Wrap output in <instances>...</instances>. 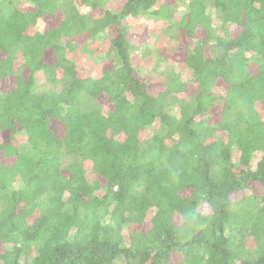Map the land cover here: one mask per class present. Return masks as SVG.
<instances>
[{"label": "trees", "instance_id": "1", "mask_svg": "<svg viewBox=\"0 0 264 264\" xmlns=\"http://www.w3.org/2000/svg\"><path fill=\"white\" fill-rule=\"evenodd\" d=\"M109 1L0 0V264H264V0ZM141 16L189 76L158 55L156 94Z\"/></svg>", "mask_w": 264, "mask_h": 264}, {"label": "rangeland", "instance_id": "2", "mask_svg": "<svg viewBox=\"0 0 264 264\" xmlns=\"http://www.w3.org/2000/svg\"><path fill=\"white\" fill-rule=\"evenodd\" d=\"M81 7L83 13L89 11V7L82 3V0H77ZM169 4L174 6L175 15L173 20H179L184 15L186 7L180 0H164L159 3L156 8H159L161 4ZM121 6V0H112L107 3V7L113 9L114 11L118 10ZM173 7V8H174ZM155 9V8H154ZM56 23V20L54 21ZM53 23H40L39 28L44 29L47 26H51ZM130 41L135 45V50L132 51V60L134 65L138 69L139 73L142 75L144 79L150 82L151 92L156 94L159 92L160 88H163V85L159 83L162 80L160 71L162 70V66L158 61V55L161 57H165L168 60L167 66L175 69L176 72L183 73L185 72L184 65L179 62V57L181 54L178 52H170L169 50L175 47V43L172 42L167 35H165L162 31L167 28L168 24L165 21H162L160 18H152L149 16H141L138 18H128L126 21ZM238 33V31H236ZM202 35V34H201ZM86 42V37L82 36L81 38L76 39V44L80 47L83 46ZM93 50L92 57L88 56V52L78 53H70V57L75 59L77 63H79L82 68V71L85 72V69L88 71L90 75L97 78L101 75L103 63L99 62V58L102 57L104 53L105 47L104 45L95 43L90 46ZM51 56V53L48 54V59ZM21 63L19 60L18 65ZM161 66V68H160ZM108 68V67H107ZM38 77H42V73L37 74ZM184 79H189V76L183 73ZM12 87L11 81H2L0 82L1 90H8ZM46 87L44 85L40 86L41 90H44ZM193 91H196L194 89ZM100 102L106 104V97L102 96L100 98ZM221 107L217 106L212 110V114L216 115L220 111ZM261 113L264 115V105L261 106ZM151 131L146 133L148 136ZM144 136V135H143ZM21 140V139H20ZM19 140V141H20ZM18 141V142H19ZM17 142V143H18ZM65 175H69V173L64 170ZM93 174H90L89 178L93 180ZM254 189L259 190L257 186H254Z\"/></svg>", "mask_w": 264, "mask_h": 264}]
</instances>
